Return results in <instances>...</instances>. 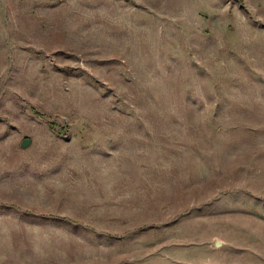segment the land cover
Returning a JSON list of instances; mask_svg holds the SVG:
<instances>
[{
  "label": "rangeland",
  "instance_id": "rangeland-1",
  "mask_svg": "<svg viewBox=\"0 0 264 264\" xmlns=\"http://www.w3.org/2000/svg\"><path fill=\"white\" fill-rule=\"evenodd\" d=\"M0 264H264V0H0Z\"/></svg>",
  "mask_w": 264,
  "mask_h": 264
},
{
  "label": "water",
  "instance_id": "water-1",
  "mask_svg": "<svg viewBox=\"0 0 264 264\" xmlns=\"http://www.w3.org/2000/svg\"><path fill=\"white\" fill-rule=\"evenodd\" d=\"M31 140L30 139H23L21 144H20V148L21 149H25L28 147V145L30 144ZM216 245L218 246V244L216 243Z\"/></svg>",
  "mask_w": 264,
  "mask_h": 264
}]
</instances>
